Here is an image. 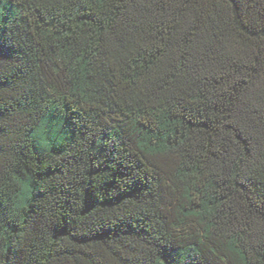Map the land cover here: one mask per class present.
I'll use <instances>...</instances> for the list:
<instances>
[{
    "label": "trees",
    "instance_id": "trees-1",
    "mask_svg": "<svg viewBox=\"0 0 264 264\" xmlns=\"http://www.w3.org/2000/svg\"><path fill=\"white\" fill-rule=\"evenodd\" d=\"M0 264H264V0H0Z\"/></svg>",
    "mask_w": 264,
    "mask_h": 264
}]
</instances>
